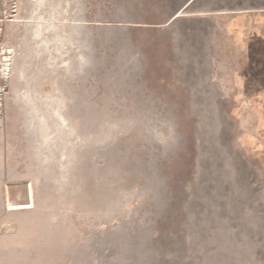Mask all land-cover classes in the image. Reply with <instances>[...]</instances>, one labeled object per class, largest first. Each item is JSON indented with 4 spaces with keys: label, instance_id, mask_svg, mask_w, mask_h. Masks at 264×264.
<instances>
[{
    "label": "rangeland",
    "instance_id": "1",
    "mask_svg": "<svg viewBox=\"0 0 264 264\" xmlns=\"http://www.w3.org/2000/svg\"><path fill=\"white\" fill-rule=\"evenodd\" d=\"M0 264H264V0H0Z\"/></svg>",
    "mask_w": 264,
    "mask_h": 264
}]
</instances>
